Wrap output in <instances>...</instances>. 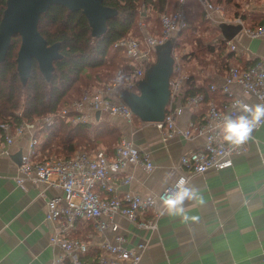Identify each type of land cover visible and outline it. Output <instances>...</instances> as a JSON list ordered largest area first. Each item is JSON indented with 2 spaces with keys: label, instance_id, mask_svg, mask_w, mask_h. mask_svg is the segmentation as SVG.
<instances>
[{
  "label": "crops",
  "instance_id": "obj_1",
  "mask_svg": "<svg viewBox=\"0 0 264 264\" xmlns=\"http://www.w3.org/2000/svg\"><path fill=\"white\" fill-rule=\"evenodd\" d=\"M196 1V7H199L205 17L201 5ZM196 1L186 0L182 4L181 0H168L164 11L156 10L151 4L142 6L137 22L139 34L132 37H143L139 28L141 19L146 22L148 31L154 32L161 29L159 14H172L180 8L187 15L189 30L190 17L195 15L192 8ZM221 2L223 4L213 2L217 6L222 5V13L215 17L219 23L214 24L205 18L218 33L215 40L203 45L206 57L192 58L182 51L180 54L190 82L197 88H203V91L207 90V96L214 101L216 97L210 87L214 83L222 85L228 66L246 69L264 59V37L250 38L243 32L264 24V0ZM156 23H159V27H154ZM223 24L229 27L242 26V30L229 40L236 47L235 50L229 47V54L225 53L222 45L223 39H226L221 28ZM185 32L180 36L178 44H174V48L176 46L179 49ZM218 65L220 69L216 70ZM233 90L250 105L260 104L254 96L244 94L238 86ZM206 112L207 104L186 106L183 115L178 119V126L185 129L191 121L200 123ZM103 115L99 114L97 117L96 114L91 123L82 124L115 127L121 133L120 140L126 137L142 152L150 153L155 166L150 172L140 165H128L124 168L115 177L120 196L127 192L142 197L158 196L184 174L179 168L180 158L198 149L204 142L202 138L186 140L176 136L166 145L159 130L153 125H145L138 120L128 124L121 118L107 114L103 118ZM60 123L68 126L79 125ZM41 130L27 131L16 139L9 155L0 157V264H53V259L63 254L58 246L50 245V239L57 232L58 224L46 219L47 199L62 197L63 191L46 187V197H42L41 188L31 181H25L22 186L16 182L21 157L28 153L30 139L33 135L37 139ZM45 143L46 135L38 140V160L48 158L50 151ZM102 143L87 152L103 150L109 158H114L116 147ZM51 154L58 155L56 150ZM126 177H131L128 184L123 183ZM188 184L197 189L199 199L185 201L187 218L165 212L157 219L156 230H147L120 217V230H108L104 233L98 232L93 222L79 219L74 228L65 234L69 239H81L91 244L90 252L82 255L81 260L90 261L92 264H97L99 245L103 241L114 243L118 235L126 238L125 247L128 248L140 242L147 243L140 264H264V123L259 129H253L247 152L234 159L232 168L190 176ZM158 209H161V203H158ZM154 214V211H149L143 218L150 220ZM65 263L70 264L68 257H65Z\"/></svg>",
  "mask_w": 264,
  "mask_h": 264
},
{
  "label": "built area",
  "instance_id": "obj_2",
  "mask_svg": "<svg viewBox=\"0 0 264 264\" xmlns=\"http://www.w3.org/2000/svg\"><path fill=\"white\" fill-rule=\"evenodd\" d=\"M185 2L186 0H181L182 4ZM198 2L206 19L214 24L219 23L215 17L220 16L223 9L211 0ZM158 18L161 23L160 30L149 32L146 22L141 19L139 28L143 33L142 38L129 37L115 44V48H120L128 59V64L126 68L121 67L116 72L113 80L84 91L79 98L69 100L56 112L35 122L22 120L14 125L7 120L1 123L0 157L9 155L16 139L27 131L53 128L60 122L72 125L91 123L99 113L133 124L137 116L125 103L122 93L140 94L138 84L144 78L147 66L156 60V47L170 40L177 45L182 33L190 26L183 8L172 14L161 13ZM243 32L250 38H263L264 24ZM222 45L226 54H229V47L231 50L236 49L235 44L227 39H223ZM175 50L176 46L173 49L174 68L170 78L171 98L165 118L160 122H140L155 126L166 145L176 136L186 140H204L198 149L180 158L179 168L184 174L179 179L184 178L188 182L190 176L232 168L234 159L247 152L250 137L242 144L233 145L223 140L221 129L226 117L235 118L246 114L239 106L241 103L250 105L234 93V87L238 86L244 94L254 96L260 104H264V59L246 69L228 66L222 85L214 83L210 87L216 97L214 101L205 93L191 96L186 94L190 88V76L183 68L182 57ZM202 104H207V112L202 122L191 121L185 129H181L178 119L183 115L184 107ZM263 123L257 124L254 129H259ZM37 145L38 140L33 135L29 141L28 153L22 156L18 167L16 182L22 186L25 181H31L41 188L42 197H46V187L63 191L62 197L48 198L46 202V219L58 224L57 232L50 239V245L58 246L63 252L53 259V264H66L65 257L70 259V264H92L90 261L81 260L82 255L90 252L91 244L81 239H69L65 234L74 228L79 219L93 222L100 233L108 230L119 231L120 217L138 228L156 230L157 219L165 213L162 208L158 209V203L162 202V197L174 190L176 183L153 197H142L132 192L120 196L115 184V177L128 165H140L147 171H152L155 166L150 153L142 152L131 140L122 137L114 158H109L103 150L95 153L80 150L70 158L51 155L44 160H38ZM130 180L131 177H126L123 183L128 184ZM149 211H154L155 214L150 220H145L143 216ZM125 243L126 238L123 235H118L114 243L103 241L99 245L97 264H140L147 243L140 242L132 248L125 247Z\"/></svg>",
  "mask_w": 264,
  "mask_h": 264
},
{
  "label": "trees",
  "instance_id": "obj_3",
  "mask_svg": "<svg viewBox=\"0 0 264 264\" xmlns=\"http://www.w3.org/2000/svg\"><path fill=\"white\" fill-rule=\"evenodd\" d=\"M7 1L0 0V22ZM167 3L168 0H105L104 4L116 9L118 15L109 20L108 32L99 38L93 37L89 21L82 11L73 12L60 5L52 6L41 16L38 29L49 46L60 44L62 58L54 62L50 80L41 72L38 61L33 60L31 74L24 84L19 76L17 63L21 37L13 38L7 56L0 64V124L7 120L14 125L22 120L35 122L56 112L61 105L69 102L66 100L67 96L77 83L84 80L85 75L87 80L90 79L89 71L97 70L96 77L102 81V76H107V81L103 83L113 80L116 72L121 67L126 68L128 64L126 57L123 62H116V54L122 50L115 48V44L132 37L138 27L140 8L151 4L156 10L164 11ZM114 66H117L116 70L109 74L108 67ZM103 68L105 72H100ZM199 93L208 94L207 90L203 91V88H197L190 82L186 94L191 96ZM92 128L93 125L90 124L68 126L58 123L53 128L42 129L37 139L46 135L45 144L50 151L48 157L56 150V154L70 158L81 149H93V144L88 143L102 141L110 144V138L117 132L110 126H103L102 132L93 139ZM36 148L38 149V145Z\"/></svg>",
  "mask_w": 264,
  "mask_h": 264
},
{
  "label": "water",
  "instance_id": "obj_4",
  "mask_svg": "<svg viewBox=\"0 0 264 264\" xmlns=\"http://www.w3.org/2000/svg\"><path fill=\"white\" fill-rule=\"evenodd\" d=\"M104 2L105 0H8L0 22V64L4 62L13 38L20 36L21 46L17 63L22 82L26 84L28 81L33 60L38 61L41 72L47 80H50L54 72V62L60 60L62 54L59 43L49 46L39 32L41 16L54 5L63 6L73 12L82 11L89 21L93 37L99 38L108 32L109 20L118 15L116 9L107 7ZM221 28L228 40L242 30V26L229 27L226 24H223ZM166 44H169V48L162 50ZM173 49L172 40L158 45L156 63L147 66L146 75L138 84L140 94L122 93L125 103L143 122H160L165 118L166 108L171 98Z\"/></svg>",
  "mask_w": 264,
  "mask_h": 264
},
{
  "label": "rangeland",
  "instance_id": "obj_5",
  "mask_svg": "<svg viewBox=\"0 0 264 264\" xmlns=\"http://www.w3.org/2000/svg\"><path fill=\"white\" fill-rule=\"evenodd\" d=\"M243 1H245V0H240V1L238 0V2H240V3L241 2L243 3ZM213 2H218L220 4H223L221 2V0H213ZM196 6H197V1H196V5L194 7H196ZM220 6H222V5H220ZM194 7L192 8V10L195 13V15L190 17L191 18V28L183 34L184 36L181 38V42H180L179 47H178L179 49L175 50V52L178 54H181V51H182V53L184 52L186 54H189V56H192V58H194V57L202 58V56L205 58L206 57V50H204V48H202L203 45L209 41L215 40L218 33L215 31L214 26H212L210 23H208L205 20V17L203 15L202 11L199 9V7H196V9ZM226 10H228V8ZM154 27H159V23H156L154 25ZM138 34H139V30H138V28L137 29L135 28L134 34L133 35L131 34V35L136 36ZM168 48H169V44H166L162 50H167ZM116 56H117L116 62H118V61L123 62L125 59V55L122 52L117 53ZM156 61H157V55H156V60L154 63H156ZM214 63L217 64L218 62L214 61ZM116 67L117 66L108 67L109 69L108 68L107 69L109 70L108 72H110L109 74H112L116 70ZM173 68H174V66H173ZM218 69H220L219 65L217 66L216 70H218ZM100 72H105V68L101 69ZM146 72H147V69L145 71V75H146ZM97 73H98L97 70L89 71L90 79L87 80L86 75H85L84 80L77 83V85L72 89V91L67 96L66 100L67 99L70 100V99H73L75 97H78L81 94H83L84 91L91 89L92 87L98 85L99 83L101 84L104 81H107V79H108L107 76H102L104 78V80L102 81L100 78L96 77ZM105 78H107V79H105ZM87 83H89V84L87 85ZM105 116L106 115L104 114L102 117L104 118ZM136 118L137 119H135V121L136 120L141 121V119H139L138 117H136ZM102 127L103 126H93V128H92L93 132L91 134V137H93V139L95 138V135L102 132V129H101ZM112 128L114 129L115 127H112ZM94 129H96V130H94ZM116 131H117L116 135H113L110 138L111 139V143L109 144L110 147H112V146L117 147V145L119 144L118 142L120 140L121 133L119 130H116ZM100 143H102V142L96 141V143L91 142L88 144H93L94 148H96V147L101 145ZM89 149H91V148H89ZM81 150H85V149H81Z\"/></svg>",
  "mask_w": 264,
  "mask_h": 264
},
{
  "label": "clouds",
  "instance_id": "obj_6",
  "mask_svg": "<svg viewBox=\"0 0 264 264\" xmlns=\"http://www.w3.org/2000/svg\"><path fill=\"white\" fill-rule=\"evenodd\" d=\"M242 112L246 114L239 115L235 118L226 117L221 129L222 138L225 142L238 145L249 139L254 127L264 122V104L250 106L247 104L239 105ZM199 199L198 191L189 186L184 178H180L174 190L168 195L162 197L161 208L163 212L169 215L186 217L185 201H196Z\"/></svg>",
  "mask_w": 264,
  "mask_h": 264
}]
</instances>
